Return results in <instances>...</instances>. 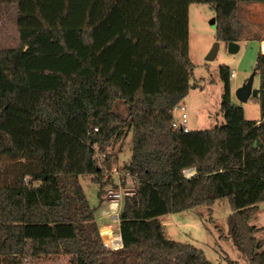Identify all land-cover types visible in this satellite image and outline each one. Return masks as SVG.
I'll list each match as a JSON object with an SVG mask.
<instances>
[{"label":"trees","instance_id":"obj_1","mask_svg":"<svg viewBox=\"0 0 264 264\" xmlns=\"http://www.w3.org/2000/svg\"><path fill=\"white\" fill-rule=\"evenodd\" d=\"M241 3L264 0H0L16 5L19 39L18 48L0 50V159L15 173L12 185L0 186V264L42 256L211 264L201 250L167 239L160 218L221 199L233 211V244L248 264H264V243L254 237L261 229L248 224L264 203V41L252 98L259 120L232 103L230 70L221 66L224 124L171 128L172 109L192 88L189 6L210 5L216 40L236 43ZM117 101L125 118L112 110ZM128 133L138 182L118 214L122 247L111 251L78 178L90 177L104 204L109 182L94 146ZM187 168L196 170L190 180Z\"/></svg>","mask_w":264,"mask_h":264},{"label":"rangeland","instance_id":"obj_2","mask_svg":"<svg viewBox=\"0 0 264 264\" xmlns=\"http://www.w3.org/2000/svg\"><path fill=\"white\" fill-rule=\"evenodd\" d=\"M16 5L0 4V50L15 49L19 47V39L16 28ZM239 40L238 51L229 54L227 43L219 42V50L213 61H207V55L216 40V19L212 7L208 4H191L188 9V53L193 65L189 93L181 102L186 107L188 116V128L190 131L210 130L224 124L220 112V103L223 93V83L219 75V68L226 66L235 76L230 78L232 103L243 109L247 120L260 119V111L257 102L250 98L245 104L239 103L235 97L236 90L241 87L254 72L256 59L261 52L260 41L264 40V3L238 5L237 10ZM259 86V76L255 75L253 89ZM112 110L125 118L126 107L117 101ZM175 117L177 113H174ZM131 133L122 140L110 142L103 147L96 146V158L105 172L111 175V171L123 170L129 166L131 159ZM127 169V168H126ZM124 173V172H123ZM14 168L9 162L0 159V186L13 184ZM106 178V176H104ZM109 184L105 187V199L107 189H116V181L106 179ZM27 182V180H24ZM78 184L84 192L89 206L95 211V220L100 226L107 225L110 230L117 228L113 221V214L119 213V204L113 206L105 220L100 219L105 215L109 202H104L99 207L98 186L91 182L90 177H79ZM125 187L136 186L135 180L124 183ZM107 200V199H106ZM233 211L228 199L216 201L211 207L200 206L185 212L172 214V225L167 227V239L186 245H191L203 252L204 257L211 264H248V259L240 253L231 238V219ZM103 217V216H102ZM97 218V219H96ZM250 226L261 229L255 234L257 241L264 243V203H262L254 216L250 219ZM108 229L100 232V238L109 240L111 232ZM105 246V245H104ZM106 247V246H105ZM115 258L108 259V263ZM129 262V261H128ZM127 262V263H128ZM24 264H69L68 257L42 256L29 259Z\"/></svg>","mask_w":264,"mask_h":264},{"label":"built area","instance_id":"obj_3","mask_svg":"<svg viewBox=\"0 0 264 264\" xmlns=\"http://www.w3.org/2000/svg\"><path fill=\"white\" fill-rule=\"evenodd\" d=\"M260 44L262 46V42ZM261 50H262V47H261ZM234 76H235V72L230 71V78H233ZM175 112L177 113L176 117L174 115ZM171 113H172V122H171L172 130L181 131L183 133L190 132V129L188 128V125H187L188 116L186 113V107L179 103L172 109ZM94 132H97V129H94ZM95 147L96 146H94V148ZM123 172L117 171L116 168H114L111 171L110 173L111 175H108L109 172L108 173L105 172V176H106L105 179H109V178L114 179L116 181V186H117L116 189H107L106 199L109 202H114V203L119 204L120 207L126 198H130L134 195L135 189H136V186L125 187L124 183L129 180H135L136 184L138 182L136 175L131 174V172L128 169L125 168ZM182 175L185 180H190L194 178V176L196 175V170L194 168L184 169L182 171ZM118 214L112 217L113 221H116V223L119 221ZM110 232H111V236L114 237V239L116 240L114 242H111L109 244L110 246H107L106 244L104 245L106 246L108 250H111V251L120 249L122 247V241L120 238L119 228L117 227L114 230H110Z\"/></svg>","mask_w":264,"mask_h":264},{"label":"water","instance_id":"obj_4","mask_svg":"<svg viewBox=\"0 0 264 264\" xmlns=\"http://www.w3.org/2000/svg\"><path fill=\"white\" fill-rule=\"evenodd\" d=\"M219 42H216L211 51L207 55V61H213L216 57V54L219 50ZM238 45L234 42L227 43V51L229 54H235L238 51ZM255 77V72H253L247 81L239 87L235 92V97L239 101V103L245 104L250 98H256L258 96V89H253V81ZM129 171L132 170L130 166L126 167Z\"/></svg>","mask_w":264,"mask_h":264},{"label":"crops","instance_id":"obj_5","mask_svg":"<svg viewBox=\"0 0 264 264\" xmlns=\"http://www.w3.org/2000/svg\"><path fill=\"white\" fill-rule=\"evenodd\" d=\"M262 41H264V40H261L260 43H261ZM260 53H262V52H260ZM182 101H183V100H182ZM182 101H181V102H182ZM180 104H182V103H180ZM107 202H109V201H107ZM109 204H110V205H107L108 208H106L107 211L105 212V215L101 214V218H100V219L105 220V218H107V216H108V213H110L109 210H111V209L113 208V206L118 205L117 203H114V202H109ZM118 206H119V212H120L122 205H121V207H120V205H118ZM108 209H109V210H108ZM102 216H103V217H102ZM113 216H115V215L113 214ZM113 216H112V217H113ZM172 218H173V217H172V214H168V215L163 216V217L160 218V222H161V224H162V226H163V229H164V235H165V236H167L168 231H169L167 227H169V226L172 225ZM96 219H97V218H96ZM97 221H98V219L96 220V223H97V225H98V228H99L100 232H102V230H105V229L110 230L109 227H108L107 225L103 224L104 226H100L99 223H98ZM117 227H118V224H117ZM256 229H257V228H256ZM105 241H107V240L105 239ZM112 251H114V250H112Z\"/></svg>","mask_w":264,"mask_h":264},{"label":"bare ground","instance_id":"obj_6","mask_svg":"<svg viewBox=\"0 0 264 264\" xmlns=\"http://www.w3.org/2000/svg\"><path fill=\"white\" fill-rule=\"evenodd\" d=\"M115 240H116V239H114V237H110L109 240L107 241L108 246H110L109 244H110L111 242H114Z\"/></svg>","mask_w":264,"mask_h":264}]
</instances>
